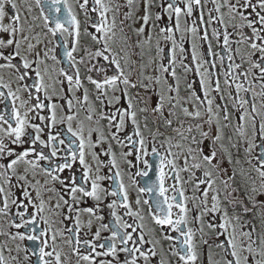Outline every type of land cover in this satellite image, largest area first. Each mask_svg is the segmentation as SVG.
<instances>
[{"label": "snow or ice", "instance_id": "6c2138e0", "mask_svg": "<svg viewBox=\"0 0 264 264\" xmlns=\"http://www.w3.org/2000/svg\"><path fill=\"white\" fill-rule=\"evenodd\" d=\"M0 264H264V0H0Z\"/></svg>", "mask_w": 264, "mask_h": 264}]
</instances>
